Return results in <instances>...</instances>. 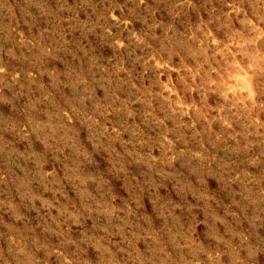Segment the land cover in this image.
Listing matches in <instances>:
<instances>
[{"label":"rangeland","instance_id":"obj_1","mask_svg":"<svg viewBox=\"0 0 264 264\" xmlns=\"http://www.w3.org/2000/svg\"><path fill=\"white\" fill-rule=\"evenodd\" d=\"M0 264H264V0H0Z\"/></svg>","mask_w":264,"mask_h":264}]
</instances>
